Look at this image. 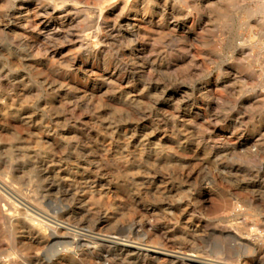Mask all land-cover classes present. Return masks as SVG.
Here are the masks:
<instances>
[{
	"label": "rangeland",
	"instance_id": "obj_1",
	"mask_svg": "<svg viewBox=\"0 0 264 264\" xmlns=\"http://www.w3.org/2000/svg\"><path fill=\"white\" fill-rule=\"evenodd\" d=\"M126 2L0 0V175L99 237L264 264V70L228 41L262 4ZM95 249V264H187Z\"/></svg>",
	"mask_w": 264,
	"mask_h": 264
},
{
	"label": "bare ground",
	"instance_id": "obj_2",
	"mask_svg": "<svg viewBox=\"0 0 264 264\" xmlns=\"http://www.w3.org/2000/svg\"><path fill=\"white\" fill-rule=\"evenodd\" d=\"M252 1L260 2L262 4L261 8L264 10V0ZM132 5L131 0H127L125 8L129 9ZM112 8H115V5L112 6ZM234 10L236 11V9ZM245 10L248 18L244 22H240L238 27L239 29H247L248 32H250V38L248 37L247 39L243 34L235 32L232 39L230 38L231 40L228 41H230V45L240 51V53H249L251 55L249 58H251L253 62H256V64L258 63L261 67V69H259L262 71L264 70V56L262 55L264 41L259 39V35L255 33V29L259 27L264 31V16H257L261 12L255 11L250 7H247ZM216 11L219 13L221 12L219 9H216ZM215 41L216 40H214L210 44V48H208V59L210 61L224 52V49L220 45L223 44V46H225L228 44L224 39L222 42L218 40L219 43ZM194 62L195 61H191L189 65L193 66ZM253 62L249 65L240 64V67L243 69L252 71L250 72L251 80H255L257 78L256 74L261 72H257V70L253 69ZM220 77L221 75L217 76V81ZM217 81L214 87L219 86ZM250 95L256 100V103L259 104L264 102L263 93H258L254 96L252 94ZM209 97L211 99L216 98L213 90L210 91ZM47 171L49 172V170ZM6 178H2L0 175V226L2 223L8 226V230H1L0 228V264H95L94 259L97 255L95 248L98 242L118 244L123 247V251L126 249L147 254L165 255L186 262L187 264H227L212 258L198 257L191 253H168L163 249H159V247L151 248L129 242L125 243L123 242L124 240L121 242L116 240L115 237L105 238L102 237L103 235L99 237L90 230L83 231L79 227L63 219L67 216L64 206H60L57 203L56 205L53 203L54 201L46 197H43L44 200L39 202L36 199L32 200L15 185L14 179ZM228 202L226 201V203ZM18 233H21V236H17ZM6 236L12 239L10 241H13V245L9 246L4 244L3 238ZM23 246L28 247V250H25ZM249 249L250 248L247 247V250Z\"/></svg>",
	"mask_w": 264,
	"mask_h": 264
}]
</instances>
